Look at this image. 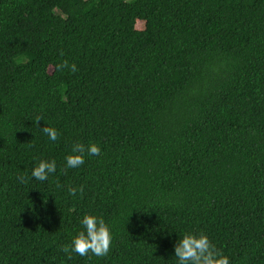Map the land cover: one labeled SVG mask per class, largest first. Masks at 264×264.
<instances>
[{
	"label": "trees",
	"instance_id": "1",
	"mask_svg": "<svg viewBox=\"0 0 264 264\" xmlns=\"http://www.w3.org/2000/svg\"><path fill=\"white\" fill-rule=\"evenodd\" d=\"M84 215L107 256L61 250ZM200 232L264 264V0H0V264H178Z\"/></svg>",
	"mask_w": 264,
	"mask_h": 264
},
{
	"label": "clouds",
	"instance_id": "2",
	"mask_svg": "<svg viewBox=\"0 0 264 264\" xmlns=\"http://www.w3.org/2000/svg\"><path fill=\"white\" fill-rule=\"evenodd\" d=\"M63 56V52L60 53ZM57 71L68 70L75 74L78 68L75 63L69 64L68 60H63L56 65ZM42 117H36L35 124L38 126ZM51 141L55 142L59 139V132L53 127H45L41 130ZM85 154L89 156L101 155V148L92 143L85 146L82 143H76L72 146V154L66 159V169L79 168L85 163ZM57 164L55 160H42L32 170L31 176L37 181H47L49 176L55 174ZM20 181L27 183V178L21 176ZM57 187L62 185L57 182ZM84 192V187H69L68 193L76 196L77 192ZM81 224L84 228L79 234L73 238L70 244L62 246L61 250L67 255L68 259H72L73 254L81 257H89L90 254L96 257H105L111 251L112 234L109 225L102 217L94 215H84ZM175 256L178 264H230L228 256L217 248L211 239L203 232L199 234H185L174 246Z\"/></svg>",
	"mask_w": 264,
	"mask_h": 264
}]
</instances>
